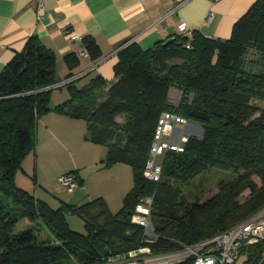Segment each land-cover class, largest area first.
Masks as SVG:
<instances>
[{
	"label": "trees",
	"instance_id": "trees-1",
	"mask_svg": "<svg viewBox=\"0 0 264 264\" xmlns=\"http://www.w3.org/2000/svg\"><path fill=\"white\" fill-rule=\"evenodd\" d=\"M82 38L89 57L98 60L102 53L95 39ZM168 38L148 49L128 43L118 53L112 79L95 73L80 85L88 71L52 86L62 80L56 77L57 55L31 35L1 71L0 98L10 97L0 99V264H65L71 259L72 264H108L111 256L147 244L154 252L179 250L217 236L264 207V0L251 4L227 38L194 29L193 48L180 32ZM65 60L70 69L80 62L74 52ZM64 86L69 96L52 106L54 89ZM107 86L101 101L93 97ZM172 87L182 92L178 104L170 100ZM51 110L87 121V139L107 146L103 166L132 165L134 184L118 211L101 195L53 207L17 185V172L36 149L38 121ZM165 110L190 120L189 140L185 150L166 152L162 178L152 181L144 168ZM121 116L124 122L117 120ZM120 130L127 133L122 145L112 141ZM210 167L233 169L237 175L220 181L218 191L205 200L179 201L181 188L170 180L187 184ZM148 195H154V242H146L145 228L131 220L137 203ZM69 212L84 217L85 233L71 228ZM25 217L40 219L53 240L41 239L33 224L17 231ZM244 251L245 264H260L264 239ZM192 257L170 264H192Z\"/></svg>",
	"mask_w": 264,
	"mask_h": 264
},
{
	"label": "crops",
	"instance_id": "crops-1",
	"mask_svg": "<svg viewBox=\"0 0 264 264\" xmlns=\"http://www.w3.org/2000/svg\"><path fill=\"white\" fill-rule=\"evenodd\" d=\"M40 1L44 6L42 15L38 13ZM254 1L0 0V73L16 51L23 50L27 39L31 35H38L46 46L57 55V79H63L69 72L84 70H88L89 75L101 73L106 78L112 79L118 53L128 43L135 41L143 49H148L154 46L157 41L178 34L181 22H186L192 30L197 29L204 34L227 38L232 33L234 23ZM210 10L213 11V14L211 19H208L207 13ZM78 35H91L95 39L102 53L98 60H92L90 57L78 53L83 46V41L78 38ZM70 52L77 53L80 60L73 69L69 68L65 60V55ZM56 89H54L50 100L52 106L67 97L64 93L56 94ZM81 131L86 142L96 145L88 146L89 154L95 153V159L101 158L99 160L92 159V164H96L98 161L102 162L107 154V146L87 139L86 136L89 132L87 121L51 110L38 121L39 144L37 151L30 153L25 158L23 169L19 170L21 174L17 172L15 177L17 185L33 191L30 179L34 173L33 176L38 184L34 192L35 195L54 207L60 206L63 202L82 204L100 195L107 199L110 208H112L113 202L121 204L120 197L111 199V196L104 192L96 193L95 196L91 195L93 194L91 191V194L89 193L88 177L83 168L85 165H81V162L76 160L77 158H75V163L65 170L56 171L52 175H40V147L45 146L52 149V152L43 157L44 159L53 157V153H58L60 148L66 151H68L67 148H71L74 152L75 144L82 137ZM118 163L113 164L111 169L117 167ZM101 166H103V162L99 165V169H104ZM74 169L77 170L79 180L84 184L79 186V191L68 194L63 192V188H57L60 184L57 176L61 172H69ZM112 178L116 182L115 174L112 175ZM19 179H22L23 182H19ZM116 189H118L117 186L114 187V190ZM127 190L126 188L121 192V196L125 195ZM27 221L29 220H26L25 223ZM50 237L54 238L53 235Z\"/></svg>",
	"mask_w": 264,
	"mask_h": 264
},
{
	"label": "built area",
	"instance_id": "built-area-1",
	"mask_svg": "<svg viewBox=\"0 0 264 264\" xmlns=\"http://www.w3.org/2000/svg\"><path fill=\"white\" fill-rule=\"evenodd\" d=\"M38 13L39 15L44 13V6L41 1L38 5ZM212 14L213 11L210 10L207 13V18L211 19ZM179 32L189 37L186 46L193 48V30L189 28L186 22L179 24ZM206 35L212 36L210 34ZM78 38L80 40L83 39L81 35H78ZM79 54L87 57L90 56L84 45L79 50ZM87 72L88 70H84L69 78L62 79L52 86L67 83ZM189 123L190 120L180 112L172 110L162 112L158 119L149 157L144 168L146 178L152 181H159L163 175V162L166 152L170 150H185L186 142L189 140V134L185 128ZM179 129L180 131H178ZM59 179L64 185L72 189L77 175L74 172H66ZM153 201L154 195H148L142 198L137 203L134 213L131 216L132 222L145 228L144 240L146 242H154L158 237L154 231V223L151 218ZM263 239L264 207L257 213L234 224L215 237L195 244H188L182 249L169 252H152L151 246L147 244L131 249L125 258L118 257L115 259L111 256L108 264H170L190 256H193L192 264H234L240 256L246 255L244 250L247 247ZM260 264H264V258Z\"/></svg>",
	"mask_w": 264,
	"mask_h": 264
},
{
	"label": "rangeland",
	"instance_id": "rangeland-1",
	"mask_svg": "<svg viewBox=\"0 0 264 264\" xmlns=\"http://www.w3.org/2000/svg\"><path fill=\"white\" fill-rule=\"evenodd\" d=\"M90 77L91 75H87L83 77L79 84L82 85L88 82ZM108 88H109L108 86L104 87L101 91L97 92L93 97H97V100L101 101L103 97L106 95ZM56 92H57L56 94L61 95L62 93H64L66 96H69L68 89L65 86L61 88H57ZM181 95H182V92L180 89H178L177 87H172L170 91L171 102L173 104H178L181 98ZM256 102L259 104H262L261 101H256ZM117 120L120 122H124L125 117L123 116L118 117ZM185 129L187 130V127ZM178 131H180V129ZM81 133H82V137H80V141L75 144L74 152L71 150V148H67L68 151L61 150L60 148L58 153L53 151L54 152L53 157L44 159L43 157H45L47 154L52 152V149L49 147H45V146L40 147V152H39L40 153L39 154L40 155V159H39L40 175L42 176L52 175L56 171H59L62 169L65 170L68 166L75 163V158H77L76 160L80 161L81 165H85L83 168H84V172L86 173L88 177L87 183H88L89 193L91 194L92 192L93 193L91 194L92 196H95L94 194L96 193L104 192V193L109 194L111 196V199H117V198L119 199V197L121 198V204L120 202L118 204H114L113 202L111 209L113 212H116L122 207L126 192L129 189H131L134 184L133 167L129 163L121 162V163H118L117 167H113L112 169L111 167L113 165L101 166L104 169H99V165H101L103 161L102 162L98 161V163L96 162V164L95 163L92 164V159L96 160L97 158L95 159V153L93 155L89 154L90 152L89 147H92V146L94 147L96 145H94L91 142H86V139H84L82 131ZM126 136H127V133L124 130H120L112 141L118 143L119 145H122L125 142ZM38 144H39V141H38V136H37V145L34 151H37ZM42 149H44V152H42ZM99 159L101 158H98L97 160ZM72 172L76 173L77 175V179L75 180V184L72 189L64 185L59 179L62 174L66 173L65 171L61 172V174L57 176V180L61 184L60 185L58 183L59 186L57 188H61V189L63 188L62 189L63 192H67L68 194L74 191H79L80 189L79 186L80 185L82 186L84 184V182H81L79 180L78 172L77 171H72ZM18 174H21V171H18ZM114 174H115L116 182L112 178V175ZM33 175L34 173L32 174V176ZM236 175H237V172H235L233 169H221V168H216V167H210L209 169L197 175L195 179H193L187 184H183L176 179H171L170 181L175 186H180L181 188V192L178 197L179 201L186 200L188 202H193V201H197L201 199L205 200L206 198L212 196L218 191L220 181L233 180L236 177ZM32 176L30 179L31 180L30 183L33 184V192H35V189L37 188L38 184L36 183L34 176L33 177ZM255 178L260 183L259 178L258 177H255ZM19 182L22 183L23 182L22 179L21 180L19 179ZM115 186H117L118 189L114 190ZM126 188L128 190L125 192V195L121 196V192H123ZM247 194H248V191L244 193L242 198H244ZM67 219H68V222L71 228H73L76 231L82 232V233L86 232L85 219L82 215L69 212L67 214ZM26 220H29V221L25 223ZM29 224H33L34 226H36V229L39 232L41 239L50 241L51 239L50 236H52L53 233L51 232L49 227L46 224H44L40 219L37 221L31 222V220L26 217L22 218L16 225V230L19 231L21 228H24ZM152 252L154 251L152 250ZM126 256H127L126 253H117L113 255L112 258H115V259L118 257L125 258ZM255 256H253V258ZM246 261H247V256L242 255L237 259V261L234 264H245ZM73 262H74V259L64 261L65 264H72Z\"/></svg>",
	"mask_w": 264,
	"mask_h": 264
},
{
	"label": "water",
	"instance_id": "water-1",
	"mask_svg": "<svg viewBox=\"0 0 264 264\" xmlns=\"http://www.w3.org/2000/svg\"><path fill=\"white\" fill-rule=\"evenodd\" d=\"M174 38H175L174 36L171 37V38H168V39H166V40L164 41V43H165V44H166V43H169V42L172 41ZM6 97H10V96H5V97H2V98H0V99L6 98Z\"/></svg>",
	"mask_w": 264,
	"mask_h": 264
}]
</instances>
